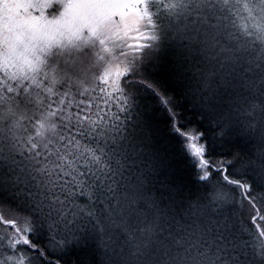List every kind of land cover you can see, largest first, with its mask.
Returning <instances> with one entry per match:
<instances>
[{"label": "snow or ice", "instance_id": "snow-or-ice-1", "mask_svg": "<svg viewBox=\"0 0 264 264\" xmlns=\"http://www.w3.org/2000/svg\"><path fill=\"white\" fill-rule=\"evenodd\" d=\"M76 249L264 264V0H0V264Z\"/></svg>", "mask_w": 264, "mask_h": 264}, {"label": "trees", "instance_id": "trees-1", "mask_svg": "<svg viewBox=\"0 0 264 264\" xmlns=\"http://www.w3.org/2000/svg\"><path fill=\"white\" fill-rule=\"evenodd\" d=\"M185 115H186L187 123H189L191 126L200 127L206 131L209 140L212 142V155L214 158L222 159L226 154L239 150V146L233 147V143L228 142L227 138H225V140H220L219 137L215 136V134L211 132L212 126L209 125L206 120L201 122L198 119L197 114H195L194 110L189 109ZM173 147L177 149L176 159L179 164V170L184 174L187 181V187L185 190L186 192H190L191 194H196L198 188L196 182L194 181L193 173L190 170V165L179 156L178 147L175 145L174 142H173ZM218 178L219 177H217V179ZM199 191L203 192V189L200 188ZM37 238H39L42 244L47 243V237L45 235L38 234ZM5 253H10V251H6ZM51 258L55 260L58 258V256L51 254ZM91 258H92V253L90 252V250L76 249V250H69L67 253H65L62 262L72 263V264H88V261Z\"/></svg>", "mask_w": 264, "mask_h": 264}, {"label": "bare ground", "instance_id": "bare-ground-1", "mask_svg": "<svg viewBox=\"0 0 264 264\" xmlns=\"http://www.w3.org/2000/svg\"><path fill=\"white\" fill-rule=\"evenodd\" d=\"M190 170H191V172L193 173V170L191 169V167H190ZM218 179H219V178H218ZM228 187H231V186H228ZM51 254H52V255H56V256H58V257H59V255H60L59 252H52ZM62 264H72V263H63V262H62Z\"/></svg>", "mask_w": 264, "mask_h": 264}, {"label": "rangeland", "instance_id": "rangeland-1", "mask_svg": "<svg viewBox=\"0 0 264 264\" xmlns=\"http://www.w3.org/2000/svg\"><path fill=\"white\" fill-rule=\"evenodd\" d=\"M5 254L7 255V254H10V253H5Z\"/></svg>", "mask_w": 264, "mask_h": 264}]
</instances>
